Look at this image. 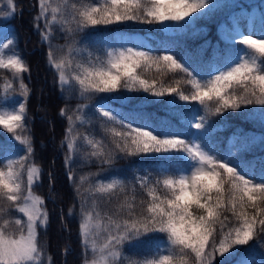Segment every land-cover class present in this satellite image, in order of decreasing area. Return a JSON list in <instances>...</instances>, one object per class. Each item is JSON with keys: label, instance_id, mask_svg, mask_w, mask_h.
I'll list each match as a JSON object with an SVG mask.
<instances>
[{"label": "snow or ice", "instance_id": "1", "mask_svg": "<svg viewBox=\"0 0 264 264\" xmlns=\"http://www.w3.org/2000/svg\"><path fill=\"white\" fill-rule=\"evenodd\" d=\"M38 2L35 20L45 24L41 39L49 46L47 62L62 90L69 95L77 92L85 101L71 113L67 107L60 110L68 121L61 143L67 148V176L79 199L83 264H246L238 255L242 246L264 243V171L252 178L241 164L214 154L203 142L202 130L209 115L257 105L264 114V29L257 38L233 27L225 39L238 49L234 57L202 74L168 48L145 50L143 42L130 38H101L95 41L103 45L101 56L81 46L78 37L126 22L183 28L214 7L212 0ZM15 10L14 0H0V18L13 17ZM57 27L65 34L64 45L52 43ZM13 43L0 44V69L12 74L0 89V131L17 149L8 153L0 147V264H51L41 239L49 212L45 197L34 191L43 168L35 159L27 108L31 90L24 74L30 70L20 54H6ZM141 68L182 75L175 87L166 86L144 78L137 71ZM181 84L190 86V91L185 93ZM121 89L154 97L175 94L181 101L198 102L204 114L194 113L190 123L197 132L189 138L158 132L147 120L128 122L105 104H91L94 96ZM89 108H94L100 136L80 131L94 123ZM141 156L178 163L174 168L161 166L158 175H136L132 181L120 175L99 178L117 160ZM77 159L100 168L77 182L71 167ZM84 184L87 187L81 191ZM73 211L69 209V214ZM153 239L159 242L149 255L135 257L125 251Z\"/></svg>", "mask_w": 264, "mask_h": 264}, {"label": "trees", "instance_id": "2", "mask_svg": "<svg viewBox=\"0 0 264 264\" xmlns=\"http://www.w3.org/2000/svg\"><path fill=\"white\" fill-rule=\"evenodd\" d=\"M14 3L15 15L10 18H0V23H6V26L0 28V44L13 40L14 43L5 50L6 54L12 52L20 54L30 70L29 73L24 74V83L31 90L27 108L35 159L43 168L40 185L35 187L34 191L45 197L49 212V224L46 231L41 229V239L46 242V254L51 257V264H83L79 237V199L73 182L67 176L64 162L67 148L61 143L68 121L60 115V110L67 107L71 113V109L85 101L79 99L77 92L69 95L62 90L56 71L47 62L49 46L41 39L45 24L43 20H35L39 13L38 0H14ZM212 4L215 6L209 8L205 15L183 28L165 30L156 25L126 22L122 25L89 30L81 33L78 38L81 46H87L94 53L102 56L103 45L95 41L110 37L118 39L132 34L135 35L132 41L143 42L146 46L145 50L168 48L193 71L207 74L234 57L238 50L230 40L225 39L228 33L225 27L234 26L233 14L240 7L247 10L256 8L262 18V29H264V0H212ZM260 32L245 34H254L257 38H261L258 35ZM52 43L54 45L66 43L65 34L58 27L54 28ZM128 46L135 44L130 43ZM54 51L59 54L57 49ZM137 71L146 79L163 81L166 86L173 87L176 86L174 81L182 75L157 71L155 68L147 70L141 68ZM11 79L10 71L0 69V89L6 80ZM180 87L185 93L190 91V86L181 84ZM16 95L19 96L18 93ZM91 104H105L127 118L128 122L134 121L140 124L147 120L158 129V132L180 134L185 138L197 132L190 127L193 114H204L198 102L181 101L175 94L154 97L143 92H129L124 89L116 93L94 96ZM87 113L94 123L91 127L81 128L80 131H94L100 136L99 121L96 120L94 108L87 109ZM202 136L203 142L213 150L214 154L228 157L241 164L251 173L252 178L258 179L264 171V114L261 113L259 105L246 106L242 111L230 110L222 115H209ZM0 137H3L0 147L8 153L17 150L13 142L8 140L5 132L0 131ZM177 163L178 161L175 160L165 161L143 156L119 159L114 168L104 172L99 178L106 179L111 175H120L132 181L136 175H144L146 172L158 175L161 166L174 168ZM71 167L77 182L80 176L90 172L95 173L100 168L95 162L81 163V172H78L74 166ZM85 187L87 184L82 185L81 191ZM50 193L51 199L48 198ZM69 209H74L71 215ZM158 242L156 239L148 240L142 244L128 246L125 251L130 256L143 257L149 255ZM251 254L264 261V243L258 241L249 246H242L241 253H238L239 256Z\"/></svg>", "mask_w": 264, "mask_h": 264}, {"label": "rangeland", "instance_id": "3", "mask_svg": "<svg viewBox=\"0 0 264 264\" xmlns=\"http://www.w3.org/2000/svg\"><path fill=\"white\" fill-rule=\"evenodd\" d=\"M234 26L225 27V31L229 32L233 27H239L240 31L245 33H257L262 30V18H260L258 10L256 8H251L247 10L244 7H240L239 10L233 14ZM6 26V23H0V28ZM125 38H130L131 40L135 38V35H124ZM86 150V149H85ZM84 163L83 161L77 159V161L72 165L78 172H81L80 165ZM40 195V194H39ZM246 264H264V261L258 259L255 255H245L242 256Z\"/></svg>", "mask_w": 264, "mask_h": 264}]
</instances>
